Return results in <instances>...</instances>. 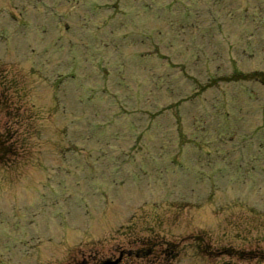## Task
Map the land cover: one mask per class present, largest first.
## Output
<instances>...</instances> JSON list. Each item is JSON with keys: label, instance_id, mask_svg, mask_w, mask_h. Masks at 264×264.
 I'll use <instances>...</instances> for the list:
<instances>
[{"label": "rangeland", "instance_id": "obj_1", "mask_svg": "<svg viewBox=\"0 0 264 264\" xmlns=\"http://www.w3.org/2000/svg\"><path fill=\"white\" fill-rule=\"evenodd\" d=\"M78 1L0 0V135H21L14 171L28 190L23 198L17 187L21 200L5 196L4 184L19 181L0 165L3 220L15 216L18 234L29 223L40 237L32 245H43L53 264L114 261L122 252L120 264H264L247 258L264 255V143L254 136L264 131V88L244 80L264 74V0ZM91 3L121 6L130 17L99 19L83 9ZM132 32L154 36H145L155 46L142 49L141 62ZM243 33L256 58L233 61L230 39L240 44ZM232 69L240 76L228 79ZM217 76L218 90L201 96ZM168 90L176 101L196 99L170 115ZM140 96L148 105L129 111ZM154 102L163 120L149 109ZM182 139L191 147L181 150ZM15 238L0 221V264L7 254L10 264L22 261L21 250H10Z\"/></svg>", "mask_w": 264, "mask_h": 264}, {"label": "bare ground", "instance_id": "obj_2", "mask_svg": "<svg viewBox=\"0 0 264 264\" xmlns=\"http://www.w3.org/2000/svg\"><path fill=\"white\" fill-rule=\"evenodd\" d=\"M163 149H165V147L163 146ZM168 153V152H167ZM166 156V155H165Z\"/></svg>", "mask_w": 264, "mask_h": 264}]
</instances>
